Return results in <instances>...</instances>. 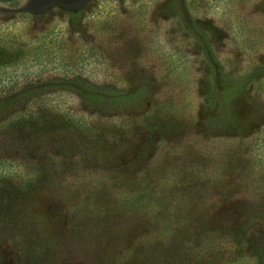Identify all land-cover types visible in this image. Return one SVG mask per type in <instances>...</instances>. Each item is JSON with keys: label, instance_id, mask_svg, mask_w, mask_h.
I'll list each match as a JSON object with an SVG mask.
<instances>
[{"label": "rangeland", "instance_id": "1", "mask_svg": "<svg viewBox=\"0 0 264 264\" xmlns=\"http://www.w3.org/2000/svg\"><path fill=\"white\" fill-rule=\"evenodd\" d=\"M60 60L134 96L108 113L76 98L37 107L92 114L31 134L58 160L15 197L0 264H190L204 228L243 224L235 205L206 198L223 174L264 171V0H0L4 74L49 81ZM226 90L230 123L216 111ZM18 119L0 122L8 159L22 149Z\"/></svg>", "mask_w": 264, "mask_h": 264}, {"label": "trees", "instance_id": "2", "mask_svg": "<svg viewBox=\"0 0 264 264\" xmlns=\"http://www.w3.org/2000/svg\"><path fill=\"white\" fill-rule=\"evenodd\" d=\"M77 24H80V20L77 21ZM54 64L61 66V71L57 73L62 75H54L49 81H46L44 78L47 77L43 78L40 75L35 77V74L28 77V72L21 70L16 72L12 70L6 75L4 74L5 69H3L5 63H0V71L3 74L0 77V122H5L11 117H22V119L17 120L16 128L18 127L19 133L14 141L17 144L16 148H22L20 153L13 155L10 159L7 155H0V234L5 239L8 235L14 234L13 229L6 225L7 218L5 219V217H9L8 214L11 213L15 197L36 180L44 170L46 163L58 160L57 154L53 151L41 149V144H35L31 134L38 131L41 133L54 131L63 127L69 128L70 124L77 125V120L80 117H87L92 114V110L86 112L85 109L81 108L71 109L69 115L79 111L76 118L73 119L72 115L65 116L68 110L61 111L56 117L50 116V113L45 111L54 104L59 106V103L72 102L76 98L79 100L78 103L83 104L86 108L94 106V110H102L108 113L118 105L130 101L134 96L133 93L110 91L104 83L96 84V81L83 77L78 71L75 72L74 64L63 63L61 60ZM42 71L39 69L40 73ZM71 74L72 76L75 74L74 79L68 78ZM225 82L224 79H220L219 83L212 80L214 84L212 89L217 85L226 84ZM235 92L226 90L218 96L217 100L219 108L216 107V111L228 123H230L232 113L230 109H227V101L234 96ZM213 97L210 96L208 101L212 103ZM51 99L53 103H49ZM38 106L41 108L44 106L45 111L40 112L37 109ZM72 107L74 108V104ZM54 110L58 109L55 108ZM51 120H56V122ZM39 158L41 160H38ZM260 159L261 156L258 155L256 160L259 161ZM20 163L26 166L27 170L18 169L16 171L15 166ZM28 163L32 165L27 167L29 166ZM214 166L212 163L210 168L213 170ZM10 168L15 169V173ZM14 174L16 179H14ZM236 175V179L227 182L230 178L225 179L227 175L223 174L225 189L219 192L218 196H215L216 198L212 196L213 198H206V201L211 200L210 204L219 201V203L227 204L231 208L235 205L239 210L236 212V219L237 216L242 215L240 220L243 224L231 230L227 228L220 230L204 228V250L197 251V257H194V262L190 264H264V171L252 167L248 172L241 173L239 171ZM206 214L208 212L204 206V217L208 219Z\"/></svg>", "mask_w": 264, "mask_h": 264}]
</instances>
